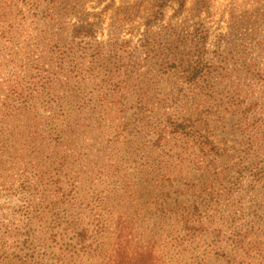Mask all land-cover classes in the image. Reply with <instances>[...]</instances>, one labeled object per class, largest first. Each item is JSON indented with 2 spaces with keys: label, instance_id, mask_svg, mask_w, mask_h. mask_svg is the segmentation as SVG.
Here are the masks:
<instances>
[{
  "label": "rangeland",
  "instance_id": "obj_1",
  "mask_svg": "<svg viewBox=\"0 0 264 264\" xmlns=\"http://www.w3.org/2000/svg\"><path fill=\"white\" fill-rule=\"evenodd\" d=\"M0 264H264V0H0Z\"/></svg>",
  "mask_w": 264,
  "mask_h": 264
},
{
  "label": "trees",
  "instance_id": "obj_2",
  "mask_svg": "<svg viewBox=\"0 0 264 264\" xmlns=\"http://www.w3.org/2000/svg\"><path fill=\"white\" fill-rule=\"evenodd\" d=\"M185 210H188L189 211V209H185ZM191 219H192V216H190V215H187V216H185V218H183V226H185V228H189V231H192L193 233H194V230H192L193 228L192 227H190V225H191ZM193 224H195V223H192V225ZM195 226L197 227V226H199V228L201 227V224H195ZM127 258V257H126ZM129 261V260H128ZM130 262V261H129Z\"/></svg>",
  "mask_w": 264,
  "mask_h": 264
}]
</instances>
